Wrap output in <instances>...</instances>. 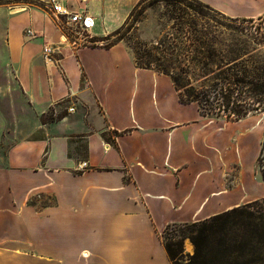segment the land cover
Returning <instances> with one entry per match:
<instances>
[{
    "label": "crops",
    "instance_id": "0c3cea01",
    "mask_svg": "<svg viewBox=\"0 0 264 264\" xmlns=\"http://www.w3.org/2000/svg\"><path fill=\"white\" fill-rule=\"evenodd\" d=\"M139 1L65 3L86 9L99 37L121 26ZM200 1L232 18L264 15V0ZM53 16L29 5L5 13L6 55L0 57L30 104L43 113L66 100L76 110L6 152L0 166V264H84L89 251L76 248L74 225L101 206L106 238L85 264H173L162 242L167 225L264 197L256 172L264 129L251 170L238 138L225 137L229 126L251 121L238 135L247 136L264 115L224 121L203 113L198 102L179 100L169 75L138 66L125 42L68 46ZM46 45L56 47L51 60ZM83 147L86 158L80 157ZM45 193L53 203H31ZM43 215L49 225L41 226Z\"/></svg>",
    "mask_w": 264,
    "mask_h": 264
},
{
    "label": "rangeland",
    "instance_id": "374dc122",
    "mask_svg": "<svg viewBox=\"0 0 264 264\" xmlns=\"http://www.w3.org/2000/svg\"><path fill=\"white\" fill-rule=\"evenodd\" d=\"M27 5L38 7L46 14L53 16L45 0H0V55L3 57L6 55L5 13L16 7ZM23 33L27 34L26 29ZM191 36L204 41L205 47L209 45L214 48L213 57L217 63L213 66L214 72L208 71L202 74L196 66L190 70L188 78L196 90L207 88L212 94L214 93L213 85L217 81L226 85L229 80L231 82L234 79L243 80L244 84L238 83L233 93L235 96L236 94L246 96L245 102L243 100L241 103L250 108L241 118L249 116L260 118L264 115V15L255 18H232L210 8L200 0H140L121 26L105 35L93 36L91 40L96 42L90 45L108 46L125 42L133 54L132 47L138 44H145L142 49H149L159 43L158 50H160L163 46L170 48L172 42H177L179 54L182 52L181 49L189 43L188 38ZM160 63L166 64V61L161 58ZM176 72L179 73V70ZM183 90L184 87L182 92ZM199 97L201 98V95ZM203 105L205 113L208 114L210 104L204 102ZM56 108L61 114L64 104L59 103ZM44 109L45 111L41 113L30 104L20 89L15 75L8 71L5 59L0 57V166L4 165L6 152L12 144L19 140L38 137L39 130L44 124L50 127L62 119L52 117L50 107ZM211 110L215 112L208 114L212 117L224 121H227V118H235L230 111H219L217 108H211ZM68 114L70 113L65 111V117ZM250 124L251 121H244L237 126H229L225 132V137L226 139L228 137L229 141L233 137L238 138V143L243 149L241 151L243 164L248 170L254 166L255 155L264 129V120L261 121L260 127L251 130L247 136L238 137L240 131L245 130ZM80 151V157L83 158L84 147ZM258 157H260L259 160ZM258 157L256 172L261 178V172H264V147L262 149V146ZM228 159H233L231 152L228 154ZM233 175L235 172L232 173L231 180ZM42 195H44L42 198L35 196L31 203L39 202V200L40 205L53 203L52 194ZM251 210L254 211V216L259 214L264 216V202L255 203ZM47 218L46 215L41 217L43 223L41 226L49 225ZM107 222L106 212L101 206L92 215L80 218L74 225L76 248H86L89 251L85 256L84 264L96 258L97 248L102 249L106 238ZM181 225L182 223L171 226L169 229L171 236L182 234ZM165 237L163 236V240ZM182 244L185 252L188 254L194 252V245L188 237L182 239ZM257 264H264V261Z\"/></svg>",
    "mask_w": 264,
    "mask_h": 264
},
{
    "label": "trees",
    "instance_id": "16d2710c",
    "mask_svg": "<svg viewBox=\"0 0 264 264\" xmlns=\"http://www.w3.org/2000/svg\"><path fill=\"white\" fill-rule=\"evenodd\" d=\"M188 41L189 43L181 49L182 52L179 54L177 42H172L170 48L163 46L160 50H158L159 43L149 49H142L145 44H138L132 47L135 62L140 67H154L169 75L178 91L179 100L184 103L198 102L203 113L206 112L203 105L205 102L210 104L208 114L215 113L211 108H217L219 111H230L234 114V119L227 118L229 121L239 120L245 116L250 108L244 106L241 101L245 102L246 96L233 95L234 87L238 83L244 84L243 80L234 79L233 82L229 80L226 85L217 81L213 85L214 93L212 94L207 88L196 90V87L191 84L188 78L190 70L196 66L202 74L208 71L214 72L213 66L217 63L213 57L214 48L209 45L205 47V42L194 36L188 38ZM161 58L166 61V64L160 63ZM176 70H179V73ZM64 115L65 109L56 119ZM261 146L263 149L264 137ZM83 158H86L85 152ZM261 179L264 182V172H261ZM259 201L264 202V197L232 207L203 220L182 223L180 236H171L169 229L174 224L167 225L162 233V242L168 257L173 264H257L263 262L264 216L261 214L254 216V211L251 210ZM163 236L169 239L165 237L163 240ZM185 237H188L194 245L192 254H188L183 249L182 239Z\"/></svg>",
    "mask_w": 264,
    "mask_h": 264
},
{
    "label": "built area",
    "instance_id": "2783aa9c",
    "mask_svg": "<svg viewBox=\"0 0 264 264\" xmlns=\"http://www.w3.org/2000/svg\"><path fill=\"white\" fill-rule=\"evenodd\" d=\"M47 1L53 14H55L58 26L62 30V35L69 42L78 46L90 45L93 42H96L91 40L94 36L96 21L86 9H74L71 6H68V4L65 3V0ZM26 33L27 35L33 34L30 29H26ZM55 49L56 47H52L51 45L43 47V52L47 60H51L52 55L55 53ZM59 103L64 104V109L68 113H73L76 110L75 103L60 100L50 106L51 116L57 117L59 115L58 108H56V105ZM82 164H85V162H82Z\"/></svg>",
    "mask_w": 264,
    "mask_h": 264
},
{
    "label": "bare ground",
    "instance_id": "6f19581e",
    "mask_svg": "<svg viewBox=\"0 0 264 264\" xmlns=\"http://www.w3.org/2000/svg\"><path fill=\"white\" fill-rule=\"evenodd\" d=\"M60 39H61L62 42H64V43H66L67 45H69L68 40H67L63 35L60 36ZM187 248H190V247L187 246Z\"/></svg>",
    "mask_w": 264,
    "mask_h": 264
}]
</instances>
